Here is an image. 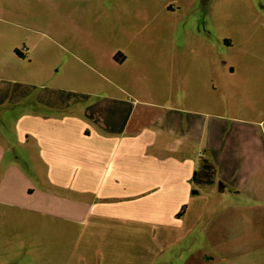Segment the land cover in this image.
I'll return each mask as SVG.
<instances>
[{
    "label": "crops",
    "instance_id": "obj_1",
    "mask_svg": "<svg viewBox=\"0 0 264 264\" xmlns=\"http://www.w3.org/2000/svg\"><path fill=\"white\" fill-rule=\"evenodd\" d=\"M100 98L78 111L19 110L24 152L0 139L2 215L20 217L23 230L32 220L40 244L64 245V264H264L263 120L180 107L174 96ZM203 159L215 174L196 184Z\"/></svg>",
    "mask_w": 264,
    "mask_h": 264
},
{
    "label": "rangeland",
    "instance_id": "obj_2",
    "mask_svg": "<svg viewBox=\"0 0 264 264\" xmlns=\"http://www.w3.org/2000/svg\"><path fill=\"white\" fill-rule=\"evenodd\" d=\"M108 94L174 96L180 107L241 116L249 109L264 128V0H0V139L13 155L24 152L21 108L66 112L54 105L68 102L78 111ZM200 95L216 106L196 105ZM15 217L0 211V224H11L0 226V264H64V245L49 236L40 244L33 221L23 230Z\"/></svg>",
    "mask_w": 264,
    "mask_h": 264
},
{
    "label": "trees",
    "instance_id": "obj_3",
    "mask_svg": "<svg viewBox=\"0 0 264 264\" xmlns=\"http://www.w3.org/2000/svg\"><path fill=\"white\" fill-rule=\"evenodd\" d=\"M17 53L19 54L18 50ZM214 174V166L207 159H203L199 170L194 174V182L196 184H209L212 182Z\"/></svg>",
    "mask_w": 264,
    "mask_h": 264
},
{
    "label": "built area",
    "instance_id": "obj_4",
    "mask_svg": "<svg viewBox=\"0 0 264 264\" xmlns=\"http://www.w3.org/2000/svg\"><path fill=\"white\" fill-rule=\"evenodd\" d=\"M25 50H27V49L25 48Z\"/></svg>",
    "mask_w": 264,
    "mask_h": 264
}]
</instances>
